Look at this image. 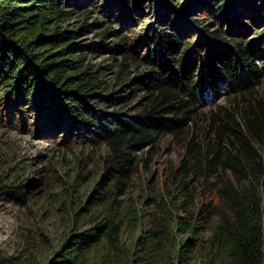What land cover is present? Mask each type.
I'll return each instance as SVG.
<instances>
[{
    "label": "trees",
    "instance_id": "16d2710c",
    "mask_svg": "<svg viewBox=\"0 0 264 264\" xmlns=\"http://www.w3.org/2000/svg\"><path fill=\"white\" fill-rule=\"evenodd\" d=\"M146 2L152 16L139 13L126 31L135 37L121 35L123 18L136 13L130 6ZM241 19L264 25V0H0L3 122L44 127L48 141L62 130L64 145L104 150L82 209L89 228L62 239L46 264H86L92 254L97 264H136L138 243L155 264H185L203 251L208 264H264V60L256 59L264 26L247 40L250 29L234 31ZM100 26L114 46L79 43ZM103 48L121 55L113 84L92 64ZM223 92L228 106L197 109ZM167 136L183 157L163 183L161 217L145 227L133 201L118 198L150 163L152 154L138 153ZM23 242L34 255V243Z\"/></svg>",
    "mask_w": 264,
    "mask_h": 264
},
{
    "label": "rangeland",
    "instance_id": "374dc122",
    "mask_svg": "<svg viewBox=\"0 0 264 264\" xmlns=\"http://www.w3.org/2000/svg\"><path fill=\"white\" fill-rule=\"evenodd\" d=\"M165 2L168 4V1H162L163 4H166ZM177 3L178 7L187 6L191 10L194 7L192 2ZM173 4L176 5V1ZM146 5L147 2L139 7L137 4L130 6L136 13L131 18L127 16L123 18L125 23L122 24L124 29L121 35L135 37V34L126 31L134 27L133 19L138 18L139 13H143L145 21L152 16ZM202 12V9L196 11L192 18L203 16L205 12ZM161 16L162 8L155 7L156 19ZM259 21L241 19L234 23V31H237L236 35L239 36V33L250 29L246 36V39L250 40L256 32L255 29L261 31L264 26L259 24ZM215 25L217 24L213 21V27ZM102 29L100 26L78 36L79 43L84 46L104 44L105 49L114 46L118 39L109 36L107 40L102 41L98 35ZM114 29L121 30L122 27L115 24ZM194 36L195 34L190 38ZM259 48H264V44L256 49V59L259 60L257 64L261 66L264 53ZM105 49L94 53L92 64L97 67L101 65L104 78L113 84L117 82L116 74L121 55H115ZM144 50L147 52V48ZM143 54L144 52L141 56ZM139 71L134 67L131 73L135 75ZM261 84V90H264V82ZM223 94L225 92L215 93L212 99L208 95L202 99V104H199L197 109L202 110L205 115L211 108L228 106V98ZM3 120L6 119L0 117V258L11 259L8 264H46L50 253L58 247L62 239L89 228L87 225L89 219L83 216L87 212L82 209L87 205L90 193L96 187L93 178L102 171L101 157L104 150L100 152L99 149L86 148L75 143L64 145L62 139L65 133L62 130L57 131V135L48 141L43 137L44 127L38 128L33 124L24 129L22 123L10 125ZM30 127L31 130L27 131ZM148 153L152 154L150 163L147 167L139 166L140 170L132 182V188L118 198L123 204L133 201L134 207L143 217L145 227L149 226L153 217H161L159 203L163 183L171 165L178 166L183 157V150L169 136L160 141L159 149L154 151L144 149L138 155L147 158ZM94 213L95 216H99L103 211L96 209ZM25 238L31 240L37 247L34 255L27 253V244L23 242ZM186 238L192 236L182 240L185 241ZM146 247L147 244L138 243L132 248V258L136 264H155L153 257H149L151 253ZM204 253L199 252L198 258L189 255L185 264H208L202 257ZM86 264H97L96 256L90 255Z\"/></svg>",
    "mask_w": 264,
    "mask_h": 264
}]
</instances>
